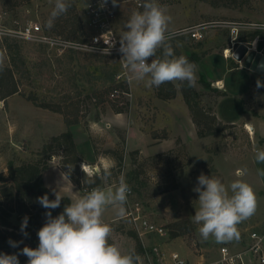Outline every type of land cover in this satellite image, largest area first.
<instances>
[{
  "label": "rangeland",
  "instance_id": "obj_1",
  "mask_svg": "<svg viewBox=\"0 0 264 264\" xmlns=\"http://www.w3.org/2000/svg\"><path fill=\"white\" fill-rule=\"evenodd\" d=\"M107 2L115 11L111 30L119 40L131 13L134 10H143V0H117L115 6L112 0ZM158 3L165 6L167 14L172 17L168 33L179 30L169 34L175 54L195 55L191 62L196 65L197 83L194 88L200 93L199 103L205 108L211 107L216 117L223 123L235 126L222 132L198 137L181 96L180 82H173L176 97L168 100L159 99L154 87L146 88L142 82L129 86L126 82L128 92H121L116 100H112L109 94L108 96L102 94L98 102L94 101L95 99L80 100L78 114L81 121L77 125H82L89 141L79 142L80 147L85 148V155H81L83 162L79 164L80 168L83 169L82 165H85L83 170L87 173L90 169L99 171L100 168H108L110 166L106 160L110 159L112 164L114 162L105 151L116 150L122 153L121 168L125 174L131 167L129 150L139 149L141 157H137L135 164L142 170L143 190L139 195L132 192L128 200L139 201L144 212L164 228L166 223L176 219L187 218L193 223L191 217L195 214V208H198V194L192 189L197 184L196 178L202 172L208 176L217 173L226 186L236 179H243L252 186L257 206L255 213L237 226L239 239L230 242L217 243L212 237L207 241L203 240L198 233V226L194 223L192 231L175 239L169 238L167 230L161 236L137 233L144 246L143 254L139 255L141 258L139 264H170L167 257L171 251L178 252L182 258L191 262L199 260L198 255L201 254L204 257H213L221 245L239 249L243 245L246 232L264 224V175L259 174V170L264 169V164L257 163L255 159L257 150H264V74L247 69L243 60L239 61L234 56L239 52L241 45H244L248 52L258 51L260 40L253 39L248 42L239 39L254 29L259 30L253 27L256 24H264V0H242L233 7H216L209 0H158ZM54 4L55 0H27L6 11L0 7V13H5V19L11 26L32 18L44 27V23L50 20V11ZM76 5L80 12L84 6L83 0H76ZM81 15L83 16L82 13ZM222 20L235 21L242 24L243 28L240 26L236 30L224 27L219 24ZM82 21L85 31L91 34L93 29L86 26L84 16ZM198 24L205 26L200 39H193L183 30ZM44 30L50 33L48 29ZM18 43L25 59L28 76L18 78L19 92L9 96L5 101H0V173L3 176L7 174L6 165L9 160L19 163L37 158L49 137L64 131L60 129V125H66L61 113L34 105L26 99L27 95L34 93L39 98L59 100L68 93L66 77L72 75L68 73L66 77L61 76L57 70L51 74L45 67H40L42 57H48L53 63L59 57L48 47L45 46L41 52L39 49L42 47L38 44ZM8 52L2 47L0 40V62H9L11 54ZM98 55L99 58H94L91 62H86L87 58L82 56L81 61L71 64L73 71H79L75 82L82 93L80 98L92 90L102 91L105 84L118 83L125 79L119 56ZM233 63H237L238 66L232 67ZM201 76L210 82L211 89L200 83ZM217 79L220 83H217ZM213 88L223 90L225 94L217 96ZM113 103L125 111L115 113L111 108ZM88 125L93 126L96 131H90ZM113 125H125L127 130L118 129ZM137 126L148 132L156 129L157 136H162L166 132L170 141H163L160 144L149 143L151 137L139 132ZM122 132L125 140L120 138ZM178 135L180 143L175 144ZM221 144H225L226 150L218 148L215 154L206 151L207 146L219 147ZM88 147L92 149L90 154L86 152ZM209 154L211 161L204 162ZM59 159L57 153L51 155L48 160L49 166L52 163L57 165L64 175L59 167ZM211 166L215 171H212ZM168 169H172V172ZM191 171L195 173V178L190 175ZM240 171H243L244 175L238 176L237 173ZM53 172L50 170L51 179L53 182L56 180L60 192L72 194L66 190L64 183H60L58 177L53 176L55 174ZM176 172H179L178 175ZM173 173L177 176L178 188L162 192L161 184L165 181L172 183ZM74 188L79 196L84 195L79 193L77 187ZM115 216H117L115 209L108 208L102 218L106 220ZM16 217L15 214L11 216L13 223L17 222ZM106 223L113 229L110 242L119 245L122 251L134 250L132 239L125 232L117 231L115 228L122 223L125 227L123 231L131 229L129 218ZM38 230L35 232L37 241Z\"/></svg>",
  "mask_w": 264,
  "mask_h": 264
},
{
  "label": "clouds",
  "instance_id": "obj_2",
  "mask_svg": "<svg viewBox=\"0 0 264 264\" xmlns=\"http://www.w3.org/2000/svg\"><path fill=\"white\" fill-rule=\"evenodd\" d=\"M115 6L117 0H112ZM107 0H103L106 4ZM102 4V6H103ZM71 4L68 0H55L49 23L65 14ZM142 11H133L124 24L125 30L119 38L120 62L125 70L126 82L143 83L146 88H159L169 82L186 83L195 87L196 65L186 56H177L170 43L168 26L172 17L158 0H143ZM161 54L158 56L157 53ZM260 86V82H257ZM257 163L264 164V150H257ZM264 175V169L259 170ZM111 174L106 173V178ZM244 175L243 171L237 173ZM94 184L95 180H83ZM198 194V208L191 219L198 226L201 238L210 237L217 243L238 240V225L250 218L256 211L257 200L250 184L236 179L229 185L215 176L203 172L197 177L192 189ZM131 189L123 176L108 187H93L82 196L66 204L63 211L53 216L52 209L60 207L64 199L53 190L54 199L47 194L37 197V202L48 209L45 223L37 231L38 246L25 245L19 253L0 252V264H20L19 255L27 257V264H139L140 256L134 251H122L111 241L113 229L103 220L108 208L124 217L128 195ZM28 216L20 225V232L27 236ZM23 241L9 239L13 248Z\"/></svg>",
  "mask_w": 264,
  "mask_h": 264
},
{
  "label": "trees",
  "instance_id": "obj_3",
  "mask_svg": "<svg viewBox=\"0 0 264 264\" xmlns=\"http://www.w3.org/2000/svg\"><path fill=\"white\" fill-rule=\"evenodd\" d=\"M26 1L27 0H0V7H3V11H6L7 9H12L25 3ZM241 1L242 0H209V2L216 7H233L237 6ZM68 2L71 4L68 11L53 20L51 24L49 23L50 20L45 22L44 27L42 28L43 30L46 28L50 33L61 36L66 40L75 42L86 41L91 34L87 33L84 29V24L80 12L78 11L76 0H68ZM52 10L50 11V15ZM256 37L261 38L258 46L259 48H263L264 52V31L254 29L244 35V37H240L239 40L250 42ZM18 42L22 41L5 39L2 44V47L7 49L9 51L8 53L11 54V59L9 58L8 63L0 62V101H5L9 96L19 92L18 78L28 76L25 59ZM38 46L42 47L39 49L41 52L45 49L44 45L38 44ZM160 54V52L157 53L158 56ZM82 56L87 58L85 59L86 62H91L94 58H99L98 54L90 52L86 53L75 49L66 50L58 57V59H56L55 63L50 61L48 57H42L40 67H45L48 73L53 74L55 70H57L59 71L58 74L61 76L64 75L66 77L68 73L72 74L70 77H66V90L68 93L59 98V100H54L52 98H39L34 93H30L26 97V99L30 100L36 106L61 113L63 115V121L67 127L72 124H78L81 121V117L78 114L80 100L95 99L94 101L98 102L101 100L100 98L102 94H107L108 96L113 90H118V96H120L121 92H128L127 83L124 79L118 83H113L111 81L112 83L105 84L102 91L92 90L90 93L84 94L83 97L80 98L82 93L75 82V77L79 71H73L71 64L72 62L81 61ZM184 56L190 61L195 59V55L193 54ZM231 66L238 65L237 63H233ZM110 78H112V75ZM200 83L207 89L212 88L210 82L203 76L200 77ZM212 90L216 92L217 96L225 94V91L218 88H213ZM154 91L156 96L162 100L172 99L176 94V88L173 82L165 83L159 88L154 87ZM180 92L182 99L188 108L198 137L222 132L226 128L235 126L233 124L223 123L216 117L211 107L205 108L201 105L199 103L200 93L195 90L194 87H188L186 83L180 82ZM111 108L115 113L125 111V109L117 106L115 103L112 104ZM123 134V132L120 134V138L125 140V135ZM149 134L153 139L157 140L168 138L166 132H164V135L162 136H157L156 129L150 130ZM174 142L175 144L180 143V137H176ZM218 148L226 150L225 144H221L219 147L216 145L207 146L206 151L215 154ZM105 152L111 156L114 163L108 168H100L98 172L91 174L87 173L80 168L79 164L83 162V159L76 149V144L72 138L71 132L66 129L57 135H51L43 145L37 158L29 161H21L19 163H14L12 160H9L6 165V176H3L0 173V252L8 254L19 253L25 245L32 248L38 246L39 241L35 238V232L45 223V212L48 211V209H45L37 202V197L47 194L50 200L55 198L50 189L45 185L42 176L43 172L48 169V160L53 154L55 155L57 153L59 155V167L64 175L84 194L90 191L93 187H108L110 184H114L122 174L131 191L139 195L141 190H143L144 185V180L141 176L142 170L135 164L137 157H141L139 149L129 150L128 157L130 159L131 167L125 174L121 168L123 158L122 153L117 152L116 150ZM211 154L207 156L204 162L211 161ZM211 169L212 171H215L212 166ZM171 170L172 169H168L169 172H172ZM106 173H110L111 175L106 178ZM178 173L179 172H176L177 175ZM190 175L195 178V173L193 171H191ZM173 176L172 183L171 181H165L161 184L160 188L162 192L178 188L179 183L176 180L177 176L174 173ZM214 176L221 179L217 173H215ZM88 179L95 180V183L88 184L82 182L83 180ZM61 196L64 199L61 201L60 207L51 210L53 216L61 213L64 206L71 201L68 196ZM13 214L17 216V222L15 223L11 221V216ZM25 215L29 218L28 227L25 230L28 233L27 236H24L20 232V225ZM125 219L126 216L120 218V221H124ZM115 228L117 231L125 232L132 239L134 251L138 255L143 254L144 246L134 229L129 228L123 231L125 227L122 223H119ZM165 228L169 238H175L192 231L194 229V224L191 223L189 219L182 218L169 221L165 224ZM9 239L23 242L18 248H13L8 243ZM19 261L20 264H27V257L21 255L19 256Z\"/></svg>",
  "mask_w": 264,
  "mask_h": 264
},
{
  "label": "built area",
  "instance_id": "obj_4",
  "mask_svg": "<svg viewBox=\"0 0 264 264\" xmlns=\"http://www.w3.org/2000/svg\"><path fill=\"white\" fill-rule=\"evenodd\" d=\"M102 4L103 0H83L84 6L80 12L86 18V26L93 29L91 36L86 41L75 42L52 33L50 34L43 30L40 22L32 18L26 19L21 24L17 23L15 24L16 26H11L8 20L5 19V13H0L1 43L3 44L5 39H15L22 42L44 45L55 56H61L68 49H75L95 54H116L121 59L122 54L119 52V40L111 30V21L115 17V11L108 2L103 4V6ZM219 24L231 29L236 28V30L240 26L243 28L242 24L231 20H222L219 21ZM204 27V24H198L186 27L183 30L193 39H200L203 36ZM253 27L264 31V24H256ZM254 39L256 41L261 40L260 37ZM257 52L264 54L263 48H259ZM122 74H124V78L126 79L123 68ZM109 97L112 99L118 97V90L110 92ZM82 168L84 169V165H82ZM88 172L91 174L98 171L90 169ZM121 176L123 175L121 174ZM131 193L132 191H130L129 195ZM125 216L130 219L132 228L139 235L154 234L161 236L166 233V228L156 223L144 212L142 204L139 201H127ZM167 258L170 264H264V224L257 225L254 229L248 230L243 239V245L239 249L221 245L217 248L213 257L208 258L201 254L199 262H188L176 251H171Z\"/></svg>",
  "mask_w": 264,
  "mask_h": 264
},
{
  "label": "crops",
  "instance_id": "obj_5",
  "mask_svg": "<svg viewBox=\"0 0 264 264\" xmlns=\"http://www.w3.org/2000/svg\"><path fill=\"white\" fill-rule=\"evenodd\" d=\"M80 16H81V18H83V16L81 15V13H80ZM172 30V29H171ZM217 82H219V80L217 79ZM220 83V82H219ZM175 97H176V95H175ZM97 126V125H96ZM99 126V125H98ZM106 126H108V125H106ZM113 126H115L116 128H118V129H125V130H127V126H125V125H113ZM88 128L90 129V131H96V129H94V127L93 126H91V125H88ZM60 129H62V130H65V129H68L70 132H71V134H72V138H73V140H74V142H75V144H76V149H77V151L80 153V155H85V148L84 149H82L81 147H80V141H84V142H89L88 141V135H87V133L85 132V131H83V129H82V125H77V124H72V125H69L68 127L66 126V125H60ZM137 129L139 130V132H142V133H144V134H146V135H149L150 136V134H149V132L148 131H143V130H141L140 129V127L139 126H137ZM179 136V135H178ZM151 137V136H150ZM180 137V136H179ZM163 141H170V138H167V139H162V140H157V139H153L152 137H151V141L149 142V143H158V144H160V143H162ZM91 148H89L88 147V150L86 151L87 152V154H90L91 152H92V149L90 150ZM159 151H161V150H159ZM92 155V154H91ZM89 157H91V156H89ZM93 160H91V162H92ZM99 161V160H98ZM100 161H102V159H100ZM107 162H109L108 163V166H111L112 165V161L110 160V159H108V160H106ZM111 161V162H110ZM50 170H52V171H54L53 173H55V174H53V176L55 175L56 177H58L59 179H60V183L62 182V183H64L65 185H66V190L67 191H70L72 194H63V193H61L60 191H61V189H60V186L55 182L56 180H54V182L52 181V179H51V176H52V174L50 173ZM42 176H43V181H44V183H45V185L51 190V192L53 193V190H56V191H58L59 192V195L61 196V195H66V196H68L69 198H70V200H74L75 198H77L79 195H78V193H77V191H76V189L74 188V186L75 185H73L70 181H69V179L67 178V177H65L61 172H60V170L57 168V165H53V163L52 164H50V166H49V168L48 169H46L44 172H43V174H42ZM75 187H77V186H75ZM78 188V187H77ZM106 188V187H105ZM77 190H79V193L81 192V194H84L79 188L77 189ZM120 218H123V217H119V216H115L114 218H109V219H103L105 222H111V221H113V220H116V219H120ZM173 239H175V238H173ZM198 257L201 259V255H198ZM200 259L198 260H196V261H191V262H199L200 261Z\"/></svg>",
  "mask_w": 264,
  "mask_h": 264
},
{
  "label": "water",
  "instance_id": "obj_6",
  "mask_svg": "<svg viewBox=\"0 0 264 264\" xmlns=\"http://www.w3.org/2000/svg\"><path fill=\"white\" fill-rule=\"evenodd\" d=\"M235 58L239 61L243 60L244 67L255 71L259 74H264V54L259 52H248L244 45H241L239 52L236 53Z\"/></svg>",
  "mask_w": 264,
  "mask_h": 264
},
{
  "label": "bare ground",
  "instance_id": "obj_7",
  "mask_svg": "<svg viewBox=\"0 0 264 264\" xmlns=\"http://www.w3.org/2000/svg\"><path fill=\"white\" fill-rule=\"evenodd\" d=\"M217 83H219V82H217ZM84 167H86V166L84 165Z\"/></svg>",
  "mask_w": 264,
  "mask_h": 264
}]
</instances>
